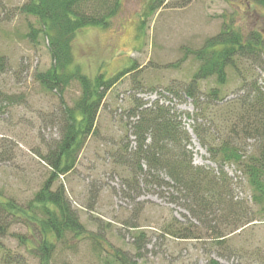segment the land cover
I'll return each instance as SVG.
<instances>
[{
    "label": "rangeland",
    "instance_id": "rangeland-1",
    "mask_svg": "<svg viewBox=\"0 0 264 264\" xmlns=\"http://www.w3.org/2000/svg\"><path fill=\"white\" fill-rule=\"evenodd\" d=\"M25 1L0 0V193L18 204L29 201L49 177L50 169L41 156L59 137L57 112L62 104L73 106L81 91L76 80L61 92L48 91L37 82L35 76L47 71L52 60L42 33H37L34 40L27 36L31 27L38 30L39 25L35 18L19 12ZM161 1H155L149 13L151 0H122V8L108 28L87 27L73 39L71 70L77 67L94 77L101 72L113 76L132 66L135 69L119 79L103 100L97 121L99 137L87 141L73 171L55 182L63 185L85 233L77 239L68 235L56 243L49 264H104L109 255L93 243L90 233H101L110 245L135 258L138 264H202L212 255V234L200 231L199 221L185 218L182 209L150 190L142 191L137 198L124 190L111 156L126 133L124 115L134 106L133 98L152 102L161 97L181 116L191 136L188 149L193 153V164L215 168L192 133L193 122L187 114L195 111L191 100L180 91L199 65L191 55H185L186 50L200 48L227 24L264 37V0ZM243 64L249 82L256 80L264 87V68ZM167 87L177 90L168 94L164 91ZM215 87H222L221 96L227 100L246 95L232 72H228L222 86L214 78L201 81L199 92ZM129 140H133L131 135ZM258 142L247 139V151L253 152ZM225 172L238 182L234 194L249 202L251 191L246 179L232 166L225 167ZM251 209L255 221L232 239L239 253L234 264H264V223L256 213L257 206ZM175 218L187 227L194 226L193 238H174L164 233L163 227L175 223ZM10 226L0 238V264H8L5 253L19 254L27 264H38V258L16 239L18 234L32 232L31 227L19 221ZM132 226L146 233V246L139 258L132 246L137 232ZM101 242L107 249L108 243ZM256 250L263 253L262 259L253 255ZM219 262L231 263L223 259Z\"/></svg>",
    "mask_w": 264,
    "mask_h": 264
},
{
    "label": "trees",
    "instance_id": "trees-1",
    "mask_svg": "<svg viewBox=\"0 0 264 264\" xmlns=\"http://www.w3.org/2000/svg\"><path fill=\"white\" fill-rule=\"evenodd\" d=\"M155 1L151 0L149 13ZM121 8L122 0H26L18 8L21 14L35 18L39 25L38 30L31 27L27 36L34 40L37 33H42L47 40L52 66L35 76L37 82L48 91L61 92L71 80H76L81 89L73 106H60L56 118L59 137L41 156L50 169L49 177L23 204L0 193V238L9 232L13 221L28 224L32 232L18 234L16 239L38 258V264H49L56 243L68 235L77 239L85 233L63 185L55 182L73 171L87 141L99 137L97 121L103 100L119 79L135 69L132 66L113 76L101 72L94 77L81 73L77 67L71 70L72 42L84 28H108ZM185 55H191L199 64L189 83L180 87L195 111L187 114V118L193 122L192 133L206 149L208 161L215 168L193 164V153L188 149L191 136L181 116L161 97L152 102L133 98L134 106L124 115L126 133L111 158L124 190L135 193V198L142 191L150 190L182 209L185 218L199 221L200 231L212 234V255L202 264H220L219 259L234 264L239 253L232 239L255 221L250 216L252 205L257 206L256 213L264 223V87L258 86L256 80L249 82L243 64L249 62L264 68V37L259 32L245 33L227 24L200 48L187 49ZM2 62L0 59V66ZM228 72L241 82L246 95L233 101L221 96L222 87L199 92V83L210 78L219 86L226 84ZM174 90L177 88L164 89L168 94L175 93ZM252 138L259 141L253 152L247 151L245 145ZM227 166L246 179L251 191L249 202L234 194L238 182H233L225 172ZM125 171L126 175L122 176ZM174 221L163 227L164 233L174 238H193L194 226L187 227L176 218ZM132 229L138 227L132 226ZM136 231L132 246L139 258L146 246V233ZM89 235L109 255L104 264H138L135 258L110 245L101 233ZM101 241L108 243L107 249L102 248ZM253 255L263 258L259 250ZM5 256L8 264H27L19 254L5 253Z\"/></svg>",
    "mask_w": 264,
    "mask_h": 264
}]
</instances>
